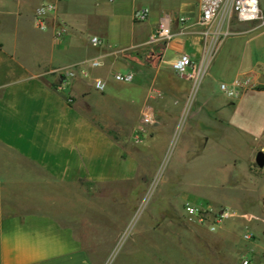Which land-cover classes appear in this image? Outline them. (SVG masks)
I'll return each mask as SVG.
<instances>
[{
	"label": "crops",
	"instance_id": "1",
	"mask_svg": "<svg viewBox=\"0 0 264 264\" xmlns=\"http://www.w3.org/2000/svg\"><path fill=\"white\" fill-rule=\"evenodd\" d=\"M43 1H55L56 6L45 31L32 21L34 9ZM258 1L264 11V0ZM137 7L148 9L143 21L132 20ZM163 12L185 20L173 21L169 40L148 43ZM198 14V0H0V264H104L111 247L106 252L98 247L107 240L116 242L119 235L89 237L75 227L64 212L67 185L91 182L103 193L130 190L139 169L129 140L133 142L141 111L149 109L152 117L157 116L154 129L168 123L165 130L172 136L188 96L186 85L197 86L204 75L217 84L222 96L211 100L206 88L201 102L189 109L185 125L192 132L183 140L184 154L194 146L198 155L220 140L223 124L240 111L262 114L264 136V90L259 89L264 86V25L231 18L222 24L229 33L215 37L217 21L205 28L198 23ZM59 21L66 31L55 38L52 29ZM88 35L98 36L100 45L90 46ZM178 53L189 55L191 76L179 77L181 85L169 89L161 81L172 71L170 63ZM92 58L98 59V66H89ZM66 67L74 68L73 76L64 75ZM115 71L132 72V81L112 80ZM96 77L105 81L101 92L93 88ZM220 83L233 93L220 90ZM154 84L160 88L157 94L150 90ZM133 87H140V92ZM253 161L249 157L241 169L251 180L238 188L246 198L264 197V182L249 168ZM189 199L180 205L167 201L156 209L179 214L182 203L190 201L213 208L224 205L230 215L237 207L227 196L217 201ZM105 203L91 205L105 209ZM159 220L149 218L125 245L127 254L109 264H172L164 258ZM114 221L107 218L103 223ZM174 223L187 228L177 233V240L202 230L185 220L176 218ZM230 226L221 220L208 235L203 231L201 249L192 248L191 264H229ZM244 238L248 240L235 264L241 257L249 264L264 262V237L251 233Z\"/></svg>",
	"mask_w": 264,
	"mask_h": 264
},
{
	"label": "rangeland",
	"instance_id": "2",
	"mask_svg": "<svg viewBox=\"0 0 264 264\" xmlns=\"http://www.w3.org/2000/svg\"><path fill=\"white\" fill-rule=\"evenodd\" d=\"M206 77L204 75L197 86L191 83L186 85L188 96L172 136L169 137V131L165 130L168 123H165L161 129H154L153 124L150 123L144 127V132L146 135L153 133L151 138L145 135L143 137L142 134L139 143L129 140L133 154L138 158L139 169V176L131 183L130 190L103 193L91 182L67 185L64 201L67 205L64 212L67 214L66 218L73 222L75 227L83 228L85 236L91 233L119 235L116 242L107 240L105 244L102 243L103 246L98 247L102 252H106L111 247L104 264H109L112 260L127 254L125 245L130 242L131 236L138 233L142 225L148 222L149 218H158L163 225L165 259L170 260L172 264H191L195 261L192 248L195 247L196 251L201 249V239H204V235H208L211 230L186 219L182 214V208H179V214L176 213L177 210L156 209L167 201L180 205L184 199L191 200L189 197L202 196L207 200L217 201L227 196L233 199L232 201L235 202L233 204L237 205L234 210H231L230 215L221 219L224 222H231V235L226 240L231 245L226 252V260L230 262L229 264H235L238 260L242 246L248 240L243 237L245 232L249 235L253 233L264 237V228H262L264 222L261 219L264 217V197L246 198V194H242L238 189L239 185L251 182L241 172L246 160L254 157L255 149L260 150L263 147L264 151V136L260 133L262 114L259 111L236 112L227 123L223 124L220 140L216 139L215 143L207 145L198 155L195 154L194 146L189 148L186 155L184 154L183 140L192 132L186 130L185 125L189 109L201 102L202 92L206 88L211 100L213 96H222L216 89L217 84L210 82ZM161 82L169 89H176L182 83L173 71H170ZM131 89L135 93L141 90L140 87ZM150 90L160 91V88L154 84ZM135 116L136 112L132 111L131 122ZM156 117L154 115L153 119ZM249 168L264 182V166L260 168L253 161ZM93 201L101 204L108 202L109 205L105 203V209L94 208L91 205ZM242 212H249L255 216L245 218ZM107 218L115 220L114 224H104ZM176 218L200 226L202 230L197 233L203 235L202 232L205 231L203 237L189 234L177 240V233L184 232L187 228L174 225ZM87 219L90 221L88 222ZM255 224L257 226H254Z\"/></svg>",
	"mask_w": 264,
	"mask_h": 264
},
{
	"label": "built area",
	"instance_id": "3",
	"mask_svg": "<svg viewBox=\"0 0 264 264\" xmlns=\"http://www.w3.org/2000/svg\"><path fill=\"white\" fill-rule=\"evenodd\" d=\"M55 1H43L38 4L32 14V21L35 28L41 31H45L48 28V17L50 13L55 11ZM198 23L205 28H208L213 21H217L212 34L215 37L228 34L227 29L222 28V24L226 23L229 19L235 18L238 21H257L258 26L264 25V11L259 6L258 0H198ZM148 15V9L146 7H137L133 9L131 17L133 21H143ZM183 22L184 17H174L169 12H163L159 15L157 23L153 31L149 34L147 42L152 43L156 41H167L173 36L171 25L173 21ZM66 31V25L59 21L52 29V34L55 38L61 37ZM90 46L96 47L100 45L101 39L92 35L88 38ZM89 66L96 67L99 65L97 58H92L88 61ZM192 61L188 54L178 53L170 63V68L174 74L178 77L191 76L188 73V69L192 67ZM64 75L67 77L74 75L73 67H66L63 69ZM80 74L85 76L84 69L79 70ZM196 76V75H195ZM111 79L120 83H129L133 79V73L130 71H115L111 74ZM93 88L96 91H103L105 87V81L96 77L92 81ZM219 89L227 93H233V90L225 83L219 84ZM157 94L158 92L154 90ZM152 112L149 109H143L140 113L139 123L133 132V142L139 143L141 141L142 134L145 130V126L152 123ZM229 209L220 205L216 208L208 204H198L190 201H184L182 203L183 216L198 224L204 225L208 230H214L222 218L228 216ZM244 237H248V233L243 234ZM240 264H249L247 257H241L239 259ZM259 264H264L261 262Z\"/></svg>",
	"mask_w": 264,
	"mask_h": 264
},
{
	"label": "water",
	"instance_id": "4",
	"mask_svg": "<svg viewBox=\"0 0 264 264\" xmlns=\"http://www.w3.org/2000/svg\"><path fill=\"white\" fill-rule=\"evenodd\" d=\"M254 161L258 167L261 168L264 166V151L262 149L255 153Z\"/></svg>",
	"mask_w": 264,
	"mask_h": 264
},
{
	"label": "trees",
	"instance_id": "5",
	"mask_svg": "<svg viewBox=\"0 0 264 264\" xmlns=\"http://www.w3.org/2000/svg\"><path fill=\"white\" fill-rule=\"evenodd\" d=\"M259 89H262V90H264V86H263V87H259Z\"/></svg>",
	"mask_w": 264,
	"mask_h": 264
}]
</instances>
